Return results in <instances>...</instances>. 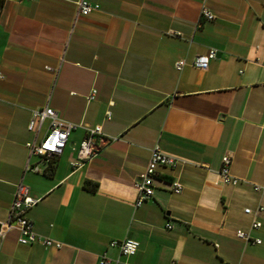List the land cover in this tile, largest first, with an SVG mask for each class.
Wrapping results in <instances>:
<instances>
[{
  "label": "crops",
  "instance_id": "1",
  "mask_svg": "<svg viewBox=\"0 0 264 264\" xmlns=\"http://www.w3.org/2000/svg\"><path fill=\"white\" fill-rule=\"evenodd\" d=\"M77 1L0 0V223L23 181L41 198L28 212L36 231L63 243L23 245L11 231L0 264H97L104 252L117 259L109 243L125 238L140 248L118 264H264V211L244 212L264 206L253 189L264 184V0H88L99 9L87 16ZM210 48L216 58L197 68ZM45 106L82 126L54 171L36 172L28 125ZM97 125L109 141L74 167ZM156 145L182 163L160 168L155 195L136 207L134 183ZM227 154L238 185L220 182Z\"/></svg>",
  "mask_w": 264,
  "mask_h": 264
},
{
  "label": "built area",
  "instance_id": "2",
  "mask_svg": "<svg viewBox=\"0 0 264 264\" xmlns=\"http://www.w3.org/2000/svg\"><path fill=\"white\" fill-rule=\"evenodd\" d=\"M78 15L87 16L99 9L98 4L89 2L88 0H78ZM201 15L206 20L215 19V15L203 5ZM217 49L210 48L205 54H199L194 58V65L197 68L206 70L209 68L210 61L217 56ZM186 65V60H178L175 64L178 70H182ZM48 69H51L48 67ZM5 78L3 72L0 71V81ZM97 94V89L92 88L87 96L89 101L93 100ZM49 123L48 130L38 138L41 127L45 122ZM82 126V123H75L62 118L59 113L50 106L34 109L29 121L28 128L35 134V138L26 143L30 157H39V163L30 166L29 169L36 172H46L49 170V163L53 158L61 155L67 146L70 135L73 131ZM107 138L104 137L103 128L97 125L87 129V134L81 140L77 150L76 159L72 162L74 167H81L85 163L97 157L105 147ZM182 161L172 155L162 151L159 145H156L151 152L148 164L145 170L139 175L134 183L137 191L135 206H142L149 199L153 198L157 190V181L159 180V169L162 167L176 168ZM232 157L230 155L223 156L222 166L219 170V179L221 183L238 185L243 180L233 175L231 171ZM170 190L175 193H180L183 190V185L178 178L169 181ZM253 189L264 193V184H253ZM41 201L40 197L31 194L30 188L20 181L15 188L13 201L10 205L8 218L0 223V250L3 241L7 234L11 231H17L18 242L23 245L43 244L44 246L61 247L62 242L56 241L50 237L44 236L36 231L33 222L28 217V212ZM264 211V206L258 207L256 210L245 208L246 214L257 215ZM171 228V225L168 226ZM262 227V221L254 219L251 224V229H259ZM237 236L245 241H252L251 233L245 230H237ZM256 243H261L260 238L254 239ZM110 247H117L120 250V255L117 259L112 260L104 252L97 264H118L121 257L134 256L139 248L140 242L133 238H125L122 240H112L109 243ZM172 264H176L173 262Z\"/></svg>",
  "mask_w": 264,
  "mask_h": 264
},
{
  "label": "trees",
  "instance_id": "3",
  "mask_svg": "<svg viewBox=\"0 0 264 264\" xmlns=\"http://www.w3.org/2000/svg\"><path fill=\"white\" fill-rule=\"evenodd\" d=\"M49 165H50V168H49V172H53L54 171V168H55V166H56V159L55 158H53L52 160H51V162L49 163ZM87 187H89L90 189H92V190H95L96 189V185H93V186H87Z\"/></svg>",
  "mask_w": 264,
  "mask_h": 264
}]
</instances>
